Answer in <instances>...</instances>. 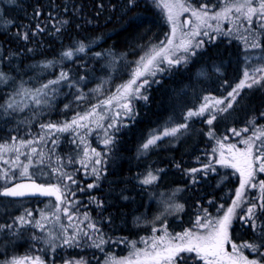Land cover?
Returning <instances> with one entry per match:
<instances>
[{
    "label": "trees",
    "instance_id": "16d2710c",
    "mask_svg": "<svg viewBox=\"0 0 264 264\" xmlns=\"http://www.w3.org/2000/svg\"><path fill=\"white\" fill-rule=\"evenodd\" d=\"M187 1L196 8L208 5L217 10L231 0ZM64 20L67 24L61 23ZM38 24L44 31L37 30ZM54 25L60 28L59 32H56ZM169 31L167 16L157 0H14L10 4L1 5L0 71L11 79L6 84H0V104L13 96L21 84L25 88L36 89L48 81L58 79L61 71L67 72L75 86L69 88L68 81L57 84L54 87V106L50 111L41 112L38 117L33 115V112L39 111L35 108L0 120V142L13 141V137L18 141L44 132L40 128L41 123L70 122L77 113L92 106L97 94L110 92L122 85L143 50L152 43L165 40ZM25 33L28 35L27 40L23 39ZM80 45L84 46L83 52L78 51ZM262 45L264 48V37ZM66 51L73 53L71 58L63 55ZM244 54L240 41L228 36L219 37L207 42L205 48L186 64L170 69L159 82L151 85L147 89V99L138 101V116L124 120V125L115 130L114 140L108 147L109 153L103 152L106 173L102 175L101 183L93 189L88 188L89 181L82 180L86 170L75 165L74 155L78 151L75 133L56 132L51 138L60 143H50L52 160L48 156L45 162L54 161V168H62L73 175L76 181L71 184L74 197L82 198L80 202H84L69 209V215L75 214L78 209L89 213L95 218L100 233L109 240L102 246L103 250L97 248V254L101 252L104 256L112 252L113 243L122 240L124 253L128 247L127 242L141 236H150L151 230L148 227L137 226L135 223L137 214L148 210L153 215L158 211L155 202L148 204L152 185L139 182L142 170L144 172L148 164L160 170L161 177L156 183L158 191V187L163 185L184 189L188 211L181 217L183 226H186L187 217L195 210L207 208L210 213L222 216L232 206L235 198L232 194L240 186L239 172L217 165L215 159L211 164L219 172L209 173L207 178L201 175V179L192 184V175L188 170L209 163L213 156L220 157L221 151H214L217 138L222 140L224 155H230L229 146L235 145L242 150V139L254 136L256 129L264 127V82L258 87L242 90L228 112H217V120L212 125L203 124L198 128V120L192 119L190 124L199 129L198 132L193 131L192 136L180 140L175 146L154 149L147 156H141L139 150L153 129L172 116L177 122H183L187 112L196 108L205 95L226 96L242 80ZM113 57L118 58L115 64ZM50 62L52 66L45 67ZM217 68L219 71L215 70ZM98 87L99 92L93 91ZM77 88L85 95V99H76ZM28 117L32 118L29 125L18 123ZM209 127L216 131L215 138L209 137ZM233 128L240 131L241 135L236 136L229 131ZM245 128L249 132L242 131ZM84 139L92 145L102 142L99 135L92 133L84 136ZM256 142L259 144L261 140ZM222 176L228 177L224 183H220ZM38 181L46 184L44 180ZM254 181H264V172L257 171ZM82 182L86 186L81 185ZM80 188H87V191L82 192ZM245 195L249 204L253 201L258 203V188L247 187ZM95 196L97 203L102 202L103 207H97V203L87 204V198ZM124 196L128 199H123ZM27 200L30 206L37 209L52 199L12 200L0 196V203ZM243 210L239 209L229 230L235 243H251L255 239L251 225L243 226L240 222ZM17 214L0 212V264H12L15 260L25 258L30 263L39 258L44 264H70L81 256L77 246H58L52 251L43 241L33 239L34 236L45 237L44 232L34 226H20ZM68 219L69 216L65 215L62 218L64 223ZM85 223L88 224V221ZM72 232L69 230V234ZM247 252L250 260L264 262L260 254L249 249ZM196 264H202V261Z\"/></svg>",
    "mask_w": 264,
    "mask_h": 264
},
{
    "label": "snow or ice",
    "instance_id": "6c2138e0",
    "mask_svg": "<svg viewBox=\"0 0 264 264\" xmlns=\"http://www.w3.org/2000/svg\"><path fill=\"white\" fill-rule=\"evenodd\" d=\"M165 7L169 9L168 21L172 24L171 33L166 40L161 41L159 44L152 45L144 51V54L136 61V67L132 70L131 78L124 84L120 85L116 89V94L110 96L109 98L102 101L105 106H110L113 101H117L119 106L123 108L127 113H131L132 109L130 107L131 101L137 98L147 99V96L140 97V90L149 84V79L147 77H155L157 73H163L169 68L175 65H180L181 63H187L191 56H195L198 49H201L205 43L203 39L196 40L195 37L205 36L209 38V41L215 39L214 36L210 35L209 31L201 32L202 28L210 29L212 32L217 34L228 35L230 33H222V29L219 26V21L231 19V14L233 11L241 14L242 21L247 22V27L244 29L250 34L244 37L245 47L247 49H261V36L264 35V31H257L252 27L254 19L258 22L260 30H264V0H231V2H226L224 7L216 13L210 14V8L208 5H203L199 9L189 8L184 0H175L172 4H165ZM175 9V11H174ZM186 11H191L193 17L196 18L198 23L188 32H181L179 38H177V33L179 25L177 24V17ZM37 16L40 15L39 12L36 13ZM215 20L218 23L214 26L209 21ZM62 24H67L64 20ZM235 24V20H233ZM55 27L56 32L60 31L59 27ZM37 30L42 32L43 28L37 25ZM23 39L27 40V33L24 34ZM79 52L84 51V46L80 45L78 48ZM180 53H183L181 55ZM64 56L71 58L73 53L71 51H66ZM256 59L262 65H264V51L261 52L259 56H245L246 61ZM118 61L117 57H113V63ZM167 65V67H164ZM52 63L45 65V67H51ZM219 71V69H215ZM204 75V73H201ZM9 79H11L7 74L0 71V84H6ZM83 79V78H81ZM62 81H68V87L72 88L75 83L69 80L67 72L61 71L59 78L56 80L48 81L41 87L36 89L25 88L21 84L15 95L11 96L4 104H0V120L13 117L14 113L23 112L25 108L29 107V104L22 103L16 100V96L28 97L35 108L39 111L33 112V115L38 117L41 112L45 110H51L54 106L56 90L52 87L53 85L60 84ZM261 81H264V66L253 68L252 72L249 73L245 71L243 74V79L235 85L234 88L227 94V97L231 99L225 104L224 100H218L214 98L204 97V103L196 110H189L186 114V119L192 117H202L207 113V118L205 122L208 125H212L217 119V112L225 113L232 108L233 104L236 103L237 97L240 96V92L245 87L252 88L253 85H259ZM93 91H100V88L94 89ZM85 95L80 93L77 88L76 99L83 100ZM212 103H209V100ZM220 105H224L220 107ZM68 105H65L67 108ZM100 105H94L92 109L85 114H77L70 122L66 121L62 124L56 123H41L40 128L44 130V134L40 135L38 140H20V147H28L34 143L43 142L45 137L50 132H74L77 136L81 137V142H84V136L90 133L92 123H95L97 127H103L99 123L103 120V115H100L97 120L93 121L91 118L97 117V108ZM119 114V113H117ZM264 115V113H262ZM32 122V118L28 117L18 121L19 124L29 125ZM254 123V121H250ZM115 122H110L108 128L114 127ZM188 124L182 123L178 126L167 128L163 131L162 135H153L150 139L143 144V149L147 150L150 146H155L157 141L161 140L163 137H176L177 133L181 129H187ZM80 130H87L81 132ZM119 130V129H117ZM234 135L240 136L241 132L236 129H229ZM242 131L247 132L248 129L245 128ZM209 137L215 138V132L213 129L208 131ZM264 128L257 129L254 136L242 139V143L245 145L244 150L236 149L235 152L232 148L235 145L229 146L230 158L226 157L223 151L220 152V163L224 167L234 168L240 173L241 181L239 188L233 193L234 199L232 200V206L229 207L226 212L219 218L213 220L208 217L207 211L203 210L204 223H201V218H197L196 225L206 231L203 233H197L194 231H185L181 234L171 235L167 232L166 225L163 227V235L154 238L150 244L149 248L144 250L135 249V243H132L133 249L135 251L132 256L126 260L115 261L112 264H196L197 261H202V264H264L262 261L257 259H249L247 256L243 255V249L247 248L251 252L260 254L264 257V181L256 182L254 181V175L257 171L264 172ZM13 143L16 141V137H13ZM227 139V137H224ZM261 140V143L257 144L256 141ZM113 142V137L107 135V129H105V138L103 143L105 146L110 145ZM56 141H53L55 144ZM217 143L223 148V144L220 139H217ZM0 148H4L0 145ZM7 150V149H4ZM19 152V148L14 149ZM215 151V150H214ZM31 154H34L38 160L39 164L44 163L45 155L43 152L38 151L36 147H31ZM25 155H29L25 153ZM85 159L81 160L80 163L85 168L88 162H92L94 165H100L103 162V157L100 152L95 149L91 150V154L87 149L84 150ZM17 161H19V156H17ZM59 163V158L58 161ZM8 163V161H4ZM71 163V161H69ZM32 165V160L29 159L27 164H23L22 175L28 176V169ZM19 166V164H17ZM215 171V168L211 164H206L202 169L193 168L188 170L190 175L196 172H202L204 175L208 174V171ZM52 171L57 175L60 183L55 184H36L34 181L31 184H16L14 187H5L3 191H0V196L5 197H23L27 195H41V196H54L59 204H64L63 213L65 216H69V222L72 219H76L74 215H69V209L74 206V202L70 199V196H74L75 192L69 187L68 184L63 183V181H70L75 184L76 181L73 176L62 168L56 167ZM92 174L99 181L103 174L102 168L93 167L91 169ZM7 175V174H5ZM158 175L153 174L149 171L143 179L139 182L144 185L153 184L158 180ZM192 182H198V178L192 175ZM98 184H89L88 188L97 187ZM258 188L260 196L257 198L258 203L253 201L251 204L248 203V198L245 195V188ZM83 191V189H81ZM123 199H128L127 196L122 197ZM211 203V202H210ZM97 207H103V203H97ZM222 207V206H221ZM243 208V212L240 214V222L243 226L251 225V230L255 235V239L251 243H244L242 245H237L232 243L230 228L232 227L233 219L237 215V210ZM257 208H259V214L257 213ZM183 210L182 204L175 205V211L179 212ZM57 213H59L60 208L57 206ZM31 216V213H28ZM43 220H47L48 217L42 214ZM55 219L59 221L60 216L55 215ZM139 219V218H138ZM159 219V217H157ZM84 220L88 221L87 228L91 229V234L78 226H73V232L71 235L68 234L67 228L61 226V231L57 234L54 232H48L45 237H33L35 240H41L47 244L52 251L58 246H81V241L88 243L90 241V246L101 248L109 240H106L102 233H100L99 228L96 224L91 221L88 214H84ZM18 222L20 225L26 223H31L32 221L27 220L25 216L18 217ZM36 226L40 228L41 232H44L45 226L39 221L36 222ZM156 231L157 229H153ZM146 245L149 244L148 241H143ZM227 245H231V252L226 248ZM183 254V255H182ZM194 254V255H193ZM27 259V258H25ZM12 264H25L24 260H15ZM33 264H44L39 258L33 261ZM83 264V262H80Z\"/></svg>",
    "mask_w": 264,
    "mask_h": 264
},
{
    "label": "rangeland",
    "instance_id": "374dc122",
    "mask_svg": "<svg viewBox=\"0 0 264 264\" xmlns=\"http://www.w3.org/2000/svg\"><path fill=\"white\" fill-rule=\"evenodd\" d=\"M13 1L14 0H0V10H1V5L10 4ZM157 1L161 5L162 9L165 11V14H166L167 19H168L169 9L165 7V4L166 3L172 4L175 2V0H157ZM184 2L186 3L187 6H189L190 9L196 8L192 4H190L187 0H184ZM222 8H219L217 10L210 8V14L219 12ZM197 9H199V8H197ZM174 11H175V9H174ZM176 19H177V24L179 25L177 38H179V35L181 32H188L190 29L194 28L196 26V24L198 23L196 18L192 16L191 11H186V12L181 13ZM233 20H235V24L233 23ZM209 22L212 23L214 26L218 23L215 20H212ZM169 26H170V31H169V34H170L171 28H172V24L170 22H169ZM219 26L222 29V33H230V34H228V35L217 34V33L212 32L210 29H207V28H202L201 32L203 33V31H209L210 35L215 37V39L213 41L217 40L219 37H224V36L233 37L234 39L240 41V43L243 45L244 51H245V54H244V72L248 71L249 73H251L253 68L264 66L260 62H258L256 59H252L250 61L245 60V56H259L261 54V52L264 51V48L262 45V39H263L264 35L261 36V45H262L261 49H250L249 48L246 50L244 37L249 36V39H251V37H250V34L244 30L247 27V22L242 21L241 14L233 11L231 14V19L219 21ZM252 27L254 29H256L257 31H264V30L259 29L258 22L255 19H254ZM169 34H168V37H169ZM194 39H196V40L203 39L205 41L203 47L201 49H198L196 54H198L201 50H203L205 48L207 42H212V41H209L208 37H205L203 35L195 37ZM159 43L160 42L152 43V45H156ZM152 45H150L149 47H151ZM145 50H143V52L140 56H142L144 54ZM180 54L183 55V53H180ZM140 56H139V58H140ZM192 57L193 56H191L188 60H190ZM136 61H135L134 66L129 71L128 76L125 78V80L123 79V84L126 83L131 78L132 70L136 67ZM181 64H184V63H181ZM180 65L172 66L171 68H169L167 71H164L163 73H157L155 77H147L150 82H149V84L145 85V87L140 90V97H143L145 95L147 96V91H148L147 89H149L151 85L159 82L161 80V77L163 75L167 74V72L170 69L177 68ZM164 67H167V65H164ZM242 79H243V77H242ZM263 82L264 81H261V83L259 85H253L252 88L260 86ZM55 86L56 85H53L52 87L54 88ZM116 89L111 90L110 92H102V93L97 94V96H95L93 98L92 106H90L89 108H87L85 110L83 109V112L77 113V114L83 115L86 112L90 111L94 105H100V107L97 108V117H93L91 119L93 121H95L98 119V117L100 115H103V117H104L103 120L99 121V123L102 124L103 127H97L95 123H92L90 125V127H91L90 132L92 134H94L95 136H98V135L100 136V140L102 141L100 144L97 143L96 145H92L90 142H88L85 139H84V142H81V137L77 136L75 134L76 139H77V147L79 148V149L77 148L78 151H76V154L74 155L75 161H76L75 165L77 166V168H83L84 170H86L84 172V174L86 176H84L82 180L85 179L84 182L89 181L87 186L89 184H94V183L99 185L101 183V180H102L101 179L102 176H101L99 181H97L96 177L92 174L91 169L93 167H96L98 169L102 168L103 169L102 175H105L106 165L103 164V162L100 165H94L92 162H88L86 168L84 166H82L80 161L85 159L84 150L87 149L88 152L91 154V150L95 149L97 152L101 153L102 157H103V152L106 151L109 153L108 147L110 145L105 146V144L103 143V140L105 138V129H107V135L112 136L113 140H114L115 130L124 125L123 121L129 119L130 117L134 118V117L138 116V113H137L138 101H140V100L145 101L146 100L143 98L133 99L131 101V104H130L132 111H131V113H127V114H126L125 110L119 106V103L117 101H113V103L110 106L103 105L101 99L103 98L105 100V99L109 98L110 96L115 95ZM244 89H247V87H245ZM244 89H242V90H244ZM242 90H241V92H242ZM204 97L214 98V99H218V100H224L225 104H227L228 100L231 99L230 97H228L226 99L227 95L221 97V96H214L213 94H208V95H205ZM204 97L201 100L200 104L196 105V108L190 109V110L198 109L204 103ZM16 100L20 101L22 103L29 104V107L25 108L24 111H27L29 109H35L34 104H32L31 100L28 97L16 96ZM209 103L210 104L212 103L211 99L209 100ZM223 106L224 105H220V107H223ZM117 113H119V114H117ZM174 118L175 117L172 116L170 119H168L162 125L156 127L155 129H153L149 133V136H147L146 140H144V142L141 144V147L139 150L141 156L149 155V153L152 152V150H154V149L160 150V149H162L168 145L175 146L176 144H178V142L180 140H184V139L188 138L189 136H192L193 131L198 132L199 129L193 128L194 126L192 124H190V121L192 119L198 120V122H196V124H198V126H199L198 128H200V126L203 124H205V125L207 124L205 122V120L207 118V113H205V115L202 117H192V118H188V119L185 118L184 121L181 123L177 122ZM110 122H115L114 127H112V128L107 127ZM182 123H187L188 128L187 129H181V131L179 133H177L176 137H167V136L163 137L161 140L157 141L155 146H150L147 150L143 149V147H142L143 144H145L147 142V140L150 139L153 135H157V134L162 135V133L165 129L170 128V127H174V126H178ZM260 128H264V127H259L258 129H260ZM209 129H213V127H209ZM256 130H255V132H256ZM80 131L83 133L86 130H80ZM214 132H215V136H216V131L214 130ZM247 132H249V131H247ZM91 133H89V135ZM42 134H44V132L35 133L32 135V137H24L22 140H24V141L38 140L39 136ZM55 134H56V132L55 133L50 132L47 134V136L45 137L43 142L34 143L28 147H23V148L20 147V143H19L20 140H18V141L16 140L15 143H13V141H8V142H2L1 141L0 142V145L4 146V148H0V191H2L5 187L11 185L12 183L19 181V180H23V179L44 180V182L48 185L51 183L52 184L60 183V180L58 179L57 175L52 171V169L54 168L55 162L52 161V163H46L44 160L43 164H39L37 162L38 158L34 154H31V147H36L38 149V151L44 153L45 159L49 156V157H51V160H52V154L50 153L49 148H50V143H53V140H51V138ZM217 139H219V138H217ZM217 139H216V144H215L216 145L215 152L218 153L220 151H223L224 148L220 147V145L217 143ZM262 139H264V137H262ZM59 143L60 142L56 141L55 144H59ZM221 143H222V140H221ZM243 146H244V148L242 150L245 149L244 144H243ZM16 148H19V152L14 150ZM4 149H7V150H4ZM236 149H238V148L235 146V148H232V151L235 152ZM25 153H28L29 155L26 156ZM229 154H230V152H229ZM17 156H19V161H17ZM225 156L230 158V155H225ZM138 157L139 156L137 155V159H138ZM217 157H219V155ZM217 157L213 156L210 159L211 161L209 163H206V164H211L216 159L217 165L218 164L221 165L220 163H218L220 157L218 160H217ZM29 159L32 160V165L28 169L29 175L25 176V175L21 174L22 167H23V164L28 163ZM53 159H54V157H53ZM4 161H8V163H4ZM17 164H19V166H17ZM203 167H204V165L198 167L197 169H202ZM229 168H231V167H229ZM149 171H151L155 175H158V177H159L155 183L149 184V185H152L151 187H153V188L151 189V193L149 195V200H148V204H150L151 202L156 203V205L158 206V211L156 213H154L153 215H151V213L148 210L145 212H142L140 214H137L135 216V223L137 226L141 225L143 227H148L151 230L150 236H141L138 239H133V240L127 242L128 247L124 253H123V240L120 243L115 242V243H113L114 250L112 252L110 251V252L106 253L104 256H102L101 252H99L98 254L96 253L97 247L90 246V241L88 243H84L83 241H81V246H77V248H79L78 250L82 254L78 259L73 260L70 264H80V262H83V264H112L113 260H115V261L126 260L132 256V253L135 251V249L144 250L147 247L150 250V244H151L152 240L154 238H158L164 234L163 233V227L165 225L167 227V232L171 235L181 234L185 231H194L197 233H203L206 230L202 229L196 225V220L198 217L201 218V223H204L203 210H206L208 217L213 219V220L221 217V216H217L213 213H210V211L207 208L201 209V210H195L192 212L191 216L187 217L188 219L186 220V226H183V224L181 222V219H182L181 217L184 213H186L188 211L187 204H186V202L184 200V196H183L184 189L182 187H179V186L165 187L163 185V186L158 187V188H160V190L158 191L156 189L157 188L156 183L159 181V179L161 177V173H160V170H158L156 166L148 164L147 168L144 170V172L142 170V174L140 177H141V179H143ZM218 172H219V170L216 167L215 171L209 170L208 174L209 173L210 174H216ZM5 174H7V175H5ZM208 174L204 175L202 172H196L192 175L197 177L199 180V179H201V177H200L201 175L204 176L205 178H207ZM222 177H223L222 182H220V183H224L227 180L226 178H228L227 176L226 177L222 176ZM84 182H82L81 185L86 186L84 184ZM63 183L68 184L69 187L71 189H73L72 185H71L72 183L70 181L65 180V181H63ZM191 183L193 184L192 181H191ZM81 189L82 188H80L79 190L81 191ZM85 191H87V188L86 189L83 188L82 192H85ZM246 191H247V186L245 188V192ZM74 196H70V199L74 202L73 207L77 206L80 203H84V202H80V199L82 200V198H75ZM87 199H88L87 200L88 205L91 203H97L96 196H95V198L89 197ZM177 204L183 205L182 211H179V212L175 211V205H177ZM57 206H59V208H60L59 213H57V211H56ZM64 207H65V205H63V204L58 205V203L52 199V200H49L48 202L43 203L42 206H39L37 209H35L32 206H30V203L27 200V201L17 202V203H0V212L1 211L4 213H15L16 212V213H18L16 216L17 219L20 216H25L27 220L32 221L31 223H26V224L20 225V226L37 227L36 222L39 221L40 223H42L45 226L44 233H43V235H45V236L48 232H54V233L58 234L61 231V226H63L64 228H67L68 234H69V230H73V226H78L79 228H81L85 231H88L91 234L92 230L87 228V224L85 223L87 221L84 220V214H88V216L91 218V221L93 223H95L97 228H98V224L95 221V218L92 217L89 213H86V212L83 213L81 211V209H78L75 214L72 213V215L77 217L76 219H72L71 222H69V219H68L67 223H64L62 220V218L64 217V213H63ZM147 207H149V205ZM35 210H38V211L35 212ZM69 211L71 212V210H69ZM238 211H239V209L237 210V215H238ZM29 212L31 213V216H28ZM42 214L44 216H47L48 219L43 220L41 218ZM55 215L60 216L59 221H57L55 219ZM157 217H159V219H157ZM37 228H39V227H37ZM154 228L157 230L154 231L153 230ZM38 230H40V228ZM69 235H71V234H69ZM143 241H148L149 244L146 245ZM133 242L135 243V249H133V247H132ZM232 243H235V242L232 241ZM244 243H249V242L246 241L243 243H235V244H237L239 246V245H242ZM63 246H67V245H63ZM226 248L229 252H231V245H227ZM84 249H88V250H86L85 255L82 256ZM247 253H248L247 248L243 249V255L247 256ZM23 260H25V264H33V263H30L26 259H23Z\"/></svg>",
    "mask_w": 264,
    "mask_h": 264
},
{
    "label": "water",
    "instance_id": "95a60500",
    "mask_svg": "<svg viewBox=\"0 0 264 264\" xmlns=\"http://www.w3.org/2000/svg\"><path fill=\"white\" fill-rule=\"evenodd\" d=\"M33 181L36 184H42L41 182H39V181H37L35 179H23V180L16 181V182L12 183L11 185H9L7 187H14L16 184H31ZM44 185H48V184H44ZM3 197H5V196H3ZM5 198L12 199V200H26V199L47 200V199H53V198L55 199L54 196H41V195H27V196H23V197H5Z\"/></svg>",
    "mask_w": 264,
    "mask_h": 264
}]
</instances>
